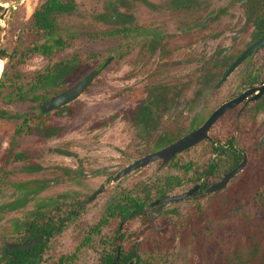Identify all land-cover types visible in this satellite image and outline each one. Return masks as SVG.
I'll list each match as a JSON object with an SVG mask.
<instances>
[{"label":"rangeland","instance_id":"374dc122","mask_svg":"<svg viewBox=\"0 0 264 264\" xmlns=\"http://www.w3.org/2000/svg\"><path fill=\"white\" fill-rule=\"evenodd\" d=\"M20 1L0 0L2 9L9 7L6 25L11 29L6 43L19 29L24 30L33 10L45 0ZM75 2V11L61 17L59 23L68 34H75L77 41L57 57L95 56L98 64L111 60L97 69L98 75L84 92L61 110L40 115V99L10 106L0 103V110L12 116L0 119V250L7 243L21 242L24 231H13L16 222L44 211L58 223L78 199L84 202V209L66 220L61 232L49 239L40 264H59L61 257L74 253V260L63 264H96L100 243L109 240L120 220L109 217L98 226V236L90 231L107 205L124 195L143 200L147 214L156 215L151 226L146 227L140 218L125 225L127 245L137 240L138 232H143L144 240L150 239L140 264H257L249 253L247 238L253 228L259 231L255 226L264 217V213L260 217L256 199L249 193L254 185L264 193V144L259 145L264 133V96L250 102L238 119L235 111L225 114L209 132L212 142L177 155L167 168L158 171L156 162L115 183L111 181L123 167L149 153L163 133L173 138L187 133L193 121L200 123L223 101L245 89L247 79L258 82L264 78L263 48L215 92L211 88L203 92L200 82H194L201 58L209 51L226 46L235 36L241 40L239 47L249 41L253 29L243 24L240 6L234 0ZM121 27L129 30L100 39L88 37V33ZM0 60L1 76L7 59L0 56ZM46 63L47 58L35 52L16 66L29 79L26 86ZM91 70H82L71 85ZM153 86L177 88L181 96H164L157 127L150 131L136 126L128 115ZM38 93L49 99L57 92L39 89ZM23 113L27 118L40 115L51 134L28 132L27 128L17 134ZM228 139H232L237 153L242 150L247 154L248 163L224 190L149 207L159 197V190L181 194L205 178L202 173L210 163L215 169L209 181L219 180L232 165L231 150L216 153L212 146L215 142L216 147L225 146ZM187 165L191 168L185 171ZM28 166L32 169L26 170ZM37 186L41 189L33 191ZM100 187L104 192L89 202L88 197ZM27 194L30 198L26 200ZM88 235L89 245L82 246Z\"/></svg>","mask_w":264,"mask_h":264},{"label":"trees","instance_id":"16d2710c","mask_svg":"<svg viewBox=\"0 0 264 264\" xmlns=\"http://www.w3.org/2000/svg\"><path fill=\"white\" fill-rule=\"evenodd\" d=\"M189 4V2H186ZM76 9L75 0H45L37 8H35L30 15L28 22L22 32L18 35L15 43L12 46V55L10 62L6 65L3 71L2 78L0 80V95L2 92H6V99L17 100L18 97L23 99V95L26 94V77L22 73L15 70L16 66L20 62L24 61L32 53H40L47 58L46 65L33 73L32 83L28 85L30 99H40L41 102L46 101L44 97L38 95L39 89L53 90L54 92L61 91L63 87H69L75 78L80 76V72L84 69H99L103 64H98L97 58L94 56L84 57L73 54L67 58L59 59L57 55L63 50L74 45L77 41L75 34H68L65 29L60 25L59 19L64 15L72 14ZM258 30H261V25H258ZM129 28L121 27L114 28L109 31H100L94 33H88V37L92 39H100L103 36H110L127 32ZM150 33V32H148ZM257 36L259 33H257ZM154 89V88H153ZM148 97L146 100H141L138 106L129 111L128 119H130L135 125L143 124L147 125L152 117L151 105L146 101H155L156 97L152 92V87L147 91ZM158 100H160L157 97ZM55 109L52 112H55ZM49 114V113H47ZM40 115L43 116L41 113ZM38 116H32L29 119L23 120L21 126L16 129V133L20 134L27 128L28 132L38 131L42 135H50L49 128L45 121ZM46 115V114H44ZM10 117V116H9ZM7 118V114L0 110V119ZM199 125L197 121H193L190 125L191 130ZM1 128V124H0ZM174 138L170 137L167 133L160 136L153 147L158 149L171 141ZM232 147L233 142H229ZM217 153H226L224 148L215 149ZM230 157L232 159V165L234 167L241 159V155L236 153L235 150L230 151ZM16 158H18L16 156ZM39 168V166H35ZM26 170H31L32 167H25ZM187 170L191 168V165L185 167ZM229 168V169H230ZM215 164L210 163L204 170L206 173H213ZM23 184H21L22 186ZM167 186H170L167 183ZM204 187V186H203ZM173 187L171 186L170 189ZM41 189V186H37L33 191L37 192ZM249 193L254 195L256 199V207L261 214L264 213V193L261 187L257 185L252 186ZM149 191L146 192V195ZM200 191L195 196L200 195ZM166 193L161 189L159 190V197L165 196ZM30 198L27 194L25 199ZM120 209L122 219L128 221L139 217L144 220L146 214L145 202L137 197H128L126 199L125 206L116 205ZM44 211L35 212L32 218L26 221L16 222L13 231L19 233L24 231V235L21 238V242L28 241L34 237L45 236V239L40 243L27 248L19 250H6L4 247L1 248L0 264H40L42 255L46 251V245L49 239L58 234V223L53 217L45 216ZM198 217L201 213H194ZM260 223L255 226L259 229L252 234H248L247 244L249 246L250 255L255 258V263L264 264V222L263 227ZM264 221V219H263ZM104 220L102 221V223ZM101 223V224H102ZM185 228V227H184ZM263 230V231H262ZM132 258V257H131Z\"/></svg>","mask_w":264,"mask_h":264},{"label":"flooded vegetation","instance_id":"af4514ba","mask_svg":"<svg viewBox=\"0 0 264 264\" xmlns=\"http://www.w3.org/2000/svg\"><path fill=\"white\" fill-rule=\"evenodd\" d=\"M234 1H236V4H238L239 6H240V8H241V14L244 16V21H243V24L244 25H247V27H251L253 30H252V32H251V36H250V39H249V41L247 42V43H244L243 44V46H241V47H239V43H240V39H238L237 38V36H235L234 37V39L232 40V42H229L226 46H224V45H221V46H219V48L218 47H216L215 49H213L212 51H209V55L208 56H206V57H203V58H201L202 60L200 61L201 63H200V69H199V76L198 77H195V83L197 82V81H199L200 82V86H201V89L203 90V92L204 91H206V90H208V89H210L211 88V90H213L214 92L215 91H217L218 89H220L221 87H222V85L227 81V79L234 73V71L242 64V63H244L245 61H247L251 56H253L255 53H257L259 50H261V49H263L264 48V45H262L259 49H257L256 51H254V52H252L249 56H247L234 70H233V72H231L226 78H225V80L223 81V82H221L222 81V78L224 77V75H225V73L228 71V69L231 67V65L233 64V62L247 49V48H249L252 44H254L256 41H258L263 35H264V0H234ZM20 2H22V0L20 1ZM238 2V3H237ZM5 4H7V3H5ZM4 5V4H3ZM8 5V4H7ZM1 10H3L2 11V13L0 14V16L2 15V14H4V17H3V19H1L0 18V56L1 57H5V60L7 59V61H5L6 62V65L10 62V57H11V55H12V46H13V44L15 43V41H16V39H17V37H18V35L20 34V32L21 31H23V30H21V29H19L18 31H17V35H14L13 36V38H12V41H10V43H6V41L8 40V38H9V30L11 29V25L9 26L8 24L6 25V16H7V13H8V10H9V7L8 6H4V9H2V7L0 6V11ZM13 10H16V7H13ZM1 23H3L4 25L2 26L1 25ZM201 25H204V23L202 22L201 23ZM258 25H261V30H258ZM256 32L257 33H259V35L257 36V34H256ZM158 51H159V49H157ZM3 60V59H2ZM2 60H0V61H2ZM111 59H108L103 65L105 66V65H107V63L110 61ZM2 67H3V65H2ZM5 70V67H4V69L2 70V73H1V76H0V80H1V78H2V75H3V71ZM92 70H97V69H92ZM91 70V71H92ZM16 71H18V72H20L18 69H17V67H16ZM98 71V70H97ZM20 73H22V72H20ZM98 73L99 72H97V75H98ZM23 75H25V73H22ZM88 74V73H87ZM96 75V76H97ZM95 76V77H96ZM94 77V78H95ZM83 78V77H82ZM81 78V79H82ZM94 78L92 79V81L94 80ZM81 79H79V80H81ZM78 80V81H79ZM29 81V79H27V77H26V82H28ZM77 81V82H78ZM91 81V82H92ZM249 81H251V82H249ZM264 81V78L263 79H261V80H259L258 82H254V79L253 80H249V79H247V87L245 88V89H243L242 91H240V92H238L237 94H235V95H233V96H231V97H229L228 99H226L225 101H223L221 104H223L224 102H226V101H229V100H231V99H234V98H236V97H238L240 94H242L243 92H245L246 90H248V89H250V88H254V87H257V86H259L260 84H261V82H263ZM76 82V83H77ZM90 82V83H91ZM75 84V83H74ZM74 84H72V85H74ZM72 85H70L69 87H71ZM90 85V84H89ZM88 85V86H89ZM87 86V87H88ZM69 87H67V88H65V89H63V90H61V91H59V92H57V93H55L54 95H56V94H59V93H61V92H63L64 90H66V89H68ZM86 87V88H87ZM85 88V89H86ZM154 88V89H153ZM170 89H168V87L166 88V87H162V86H153L152 87V92H153V94L155 95V97H156V99H155V101L153 102V101H146L148 104H150L151 105V113H152V117H151V119H150V121L147 123V125H143L142 123L141 124H139V125H136V126H141L143 129H148V130H150V131H153L156 127H157V124H158V117H159V111H158V109L160 108V107H162L163 105H165V101H164V96L165 95H167V96H169V97H172V98H176V97H178V98H180V96H181V93H180V91L179 90H177V88H174V87H169ZM185 88H186V86H185ZM185 88H183V94H184V92H186V89ZM84 89V90H85ZM150 89V88H149ZM84 92V91H83ZM82 92V93H83ZM81 93V94H82ZM80 94V95H81ZM5 95H6V92H2L1 93V95H0V103L3 105V106H10L13 102H19V103H21V102H29V100H30V95H29V87L27 86V90H26V94H24L23 95V99H20V97H18L17 98V100L16 101H14L12 98L11 99H6L5 98ZM53 95V96H54ZM79 95V96H80ZM53 96H51V97H53ZM78 96V97H79ZM253 96V94L252 95H250L247 99H245L242 103H240V104H238L235 108H233V109H231V110H229L227 113H229L230 111H235L236 112V119H238L239 117H240V115L244 112V110L246 109V107H247V105L250 103V102H254V101H258L260 98H262L263 96H264V94L261 96V97H259L258 99H256V100H250L251 99V97ZM50 97V98H51ZM77 97V98H78ZM148 97V95H146V97L143 99V100H146V98ZM157 97L160 99V100H158L157 99ZM49 98V99H50ZM49 99H47L46 101H48ZM75 100V99H74ZM46 101H44V102H42L41 104H40V106L43 104V103H45ZM73 101V100H72ZM72 101H70V102H72ZM69 102V103H70ZM69 103H67V104H65V105H63V106H60V107H57L56 109H58V110H61V109H63V108H65V107H67V105L69 104ZM138 104L139 103H137V105L134 107V108H136L137 106H138ZM220 104V105H221ZM220 105H218L213 111H215ZM40 106H39V109H40ZM133 108V109H134ZM55 110V109H54ZM53 111V110H52ZM174 111V109H172V112ZM212 111V112H213ZM239 111H241L240 113H239ZM41 112V111H40ZM51 112V111H50ZM50 112H48V113H50ZM212 112H210L207 116H206V118H204L203 120H201V122L199 123V125L196 127V128H198L200 125H202L205 121H206V119L211 115V113ZM42 113V112H41ZM65 111H63L62 112V115H65ZM227 113H225V114H227ZM239 113V114H238ZM7 114V113H6ZM42 114H47V113H42ZM224 114V115H225ZM223 115V116H224ZM10 116V117H9ZM222 116V117H223ZM7 117L8 118H12V116L11 115H9V114H7ZM23 120H27V119H29V118H27L26 117V115H25V113H23ZM221 118V117H220ZM219 118V119H220ZM7 119V118H6ZM218 119V120H219ZM217 120V121H218ZM131 121V120H130ZM215 125V124H214ZM213 125V126H214ZM212 126V127H213ZM196 128H194V129H196ZM194 129H192V130H190V131H188L187 133H189V132H191V131H193ZM211 130V129H210ZM210 132V131H209ZM264 132V131H263ZM187 133H185V134H183V135H181V136H179V137H177V138H174V140L173 141H175V140H177L178 138H180V137H182V136H184V135H186ZM163 135H165V133H163L161 136H163ZM160 137V136H159ZM173 141H171V142H169V143H167V144H165V145H162V147H160V148H158V149H155L153 146H152V150L149 152V153H152V152H155V151H158V150H160V149H162L163 147H165V146H167V145H169L170 143H172ZM233 142L232 141V139H228L227 140V143H226V145L224 146H220V147H216V146H218L217 145V143L215 142V143H213V145H214V147L212 146V149L213 150H215V149H221V148H224L225 150H226V152H228V150H235V145H233L232 147L230 146V143L229 142ZM204 142H212L211 141V139H210V136H209V139L208 140H206V141H204ZM203 143V142H202ZM201 144V143H200ZM234 144V143H233ZM195 147V146H194ZM193 148V147H192ZM191 149V148H190ZM189 150V149H188ZM188 150H185V151H188ZM185 151H183V152H185ZM183 152H181V153H183ZM230 152V151H229ZM236 152V151H235ZM239 152L240 153H238V154H240L241 155V159H240V161L236 164V165H238L241 161H242V159H243V157L244 156H246L247 157V163H248V156H247V154L244 152V151H242V150H239ZM149 153H147V154H149ZM181 153H177L173 158H171L170 160H169V163H168V165L171 163V161H173L175 158H176V156L177 155H179V154H181ZM217 153V152H216ZM222 153V152H221ZM237 153V152H236ZM146 154V155H147ZM145 156V155H144ZM143 157V156H142ZM141 158V157H140ZM139 159V158H138ZM137 160V159H136ZM135 161V160H134ZM133 161V162H134ZM132 162V163H133ZM156 162H159V164H158V167H157V170L158 171H161V170H163L164 168H167L168 167V165L166 166V167H164V168H162V169H159V167H160V165H161V161H156ZM156 162H154V163H156ZM131 164V163H130ZM151 164H153V163H151ZM214 164V163H213ZM150 165V164H149ZM235 165V166H236ZM247 165V164H246ZM127 166V165H126ZM125 166V167H126ZM148 166V165H147ZM146 166V167H147ZM234 166V167H235ZM234 167H232V168H230V169H228L227 171H225V172H228V171H230L231 169H233ZM124 168V167H123ZM122 168V169H123ZM145 168V167H144ZM184 168V170L185 171H188L185 167H183ZM121 169V170H122ZM143 169V168H142ZM140 170V169H139ZM120 171V170H119ZM118 171V172H119ZM135 171H138V170H135ZM135 171H133V172H135ZM117 172V173H118ZM133 172H131V173H133ZM214 172V171H213ZM225 172H223L222 174H221V177H220V179L219 180H221L222 179V177H223V175H224V173ZM116 173V174H117ZM131 173H129V174H131ZM115 174V175H116ZM129 174H127V175H129ZM211 174H213V173H206V172H203L202 173V176H206L205 178H202V179H200L198 182H196L191 188H189L188 190H186L185 192H187V191H189L190 189H192L194 186H196V185H199V188L197 189V191L194 193V194H192V195H190V196H188V197H186V198H184V199H182V200H185V199H189V198H192V197H194V195L197 193V192H199L200 191V193H205V194H207L205 191H206V188L208 187V186H210L211 184H213V183H215V182H217V181H219V180H217V181H215V182H212L211 183V181H209V178H208V176H210ZM115 175L111 178V181L113 182V183H115V182H117V181H119L120 179H118L117 181H113V178L115 177ZM126 175V176H127ZM126 176H124V177H126ZM124 177H122V178H124ZM235 177V176H234ZM233 177V178H234ZM232 178V179H233ZM231 179V180H232ZM230 180V181H231ZM230 183V182H229ZM228 183V184H229ZM204 186V187H203ZM228 186V185H227ZM226 186V187H227ZM225 187V188H226ZM224 188V189H225ZM223 189V190H224ZM104 187H100V188H98L96 191H94L89 197H88V201L89 202H92V201H94L95 199H96V197L98 196V195H100L101 193H103L104 192ZM185 192H183V193H181V194H166L165 196H162V197H158L157 199H155V200H153L151 203H150V205H149V207H159V206H162V205H167V204H170V203H172V202H167V203H164V204H161V205H154L153 206V203L156 201V200H158V199H161V198H164V197H168V196H175V195H182V194H184ZM219 192H221V191H219ZM219 192H216V193H219ZM213 194H215V193H213ZM207 195H210V194H207ZM128 197H126V196H121V195H119V197L118 198H114V200H112V203L110 204H108L107 205V207L105 208V210H104V214H103V216H102V218H101V220L99 221V223L95 226V228L94 229H92L90 232H91V235L92 234H95V236H98L99 235V233H100V231H98V226L99 225H102V224H105L107 221H108V218L109 217H112V216H117L118 218H119V220H120V223H119V225H118V227L115 229V231H114V234L109 238V240H105L104 239V241L102 240V243H100V251H99V253H98V258H97V261H96V264H129L130 262H133V264H140L141 263V254H143V253H145L147 250H146V247H147V242L148 241H150V239H148V240H144L143 238H142V235H143V232H138V234L137 235H135L136 236V238H137V240L135 241V242H133L132 244H128L127 245V240H129V235H127V234H125V231H126V223L128 222V221H130V220H128V221H126V220H124V219H122V216H121V212H120V209L119 208H117L116 207V205L118 204L119 206H125V203H126V199H127ZM182 200H180V201H182ZM180 201H177V202H180ZM173 203H176V202H173ZM70 207H72L71 209H68V211H67V213H66V215L63 217V218H58V234L61 232V230L63 229V227H64V222L66 221V220H68L69 218H71V217H74V216H76L78 213V211L79 210H82V209H84V202L82 201V200H76V201H74V205H72V206H70ZM146 208H147V205L145 204V211H146ZM156 215H148L147 214V212H146V214H145V216H144V220L142 219V222L143 223H145V226L147 227V225H149V226H151V225H153V223H154V221L156 220V217H155ZM137 218H139V217H137ZM137 218H135V219H137ZM104 220V222L102 223V221ZM141 220V219H140ZM102 223V224H101ZM90 235V234H89ZM89 235L88 236H86L85 237V239L82 241V246H88L89 245V243H88V241H89ZM44 239H45V236H44ZM86 240V241H85ZM29 241V240H28ZM25 242H27V241H25ZM17 243H23V242H17ZM7 244H9V243H7ZM7 244H5L4 245V248H5V246L7 245ZM46 247H47V245H46ZM7 250V249H6ZM10 250V249H9ZM79 249H77V251H78ZM43 255H44V253H43ZM43 255H42V257H43ZM75 253L72 255V256H68V257H61L60 259H59V264H63L64 262H66V260H71V261H73L74 260V258H75ZM132 257V258H131Z\"/></svg>","mask_w":264,"mask_h":264},{"label":"water","instance_id":"95a60500","mask_svg":"<svg viewBox=\"0 0 264 264\" xmlns=\"http://www.w3.org/2000/svg\"><path fill=\"white\" fill-rule=\"evenodd\" d=\"M4 14L0 16L1 19H3ZM262 45H264V35L256 41L254 44H252L249 48H247L231 65V67L228 69V71L225 73L224 77L222 78L223 82L225 78L233 72V70L252 52L259 49ZM97 70H92L88 74H86L81 80H79L77 83L69 87L68 89L64 90L63 92L54 95L51 97L48 101L43 103L40 106V111L42 113H48L57 107L63 106L70 101L76 99L83 91L84 89L90 84L92 79L97 75ZM252 100H256L259 97H261L264 94V81L261 82V84L257 87L250 88L240 94L238 97L231 99L229 101L224 102L221 104L215 111L211 113V115L206 119V121L200 125L198 128L194 129L193 131L187 133L186 135L178 138L177 140L173 141L169 145L163 147L162 149L149 153L137 160H135L133 163L127 165L122 170H120L115 177L113 178V181H117L118 179L126 176L127 174L142 169L146 167L147 165L154 163L156 161H161V165L159 169H162L166 167L169 163V160L173 158L177 153H181L185 150H188L194 146L199 145L200 143L206 141L209 139V131L212 128V126L217 122V120L222 117L225 113H227L229 110L235 108L238 104L242 103L245 99H247L250 95ZM241 111H239L240 113ZM238 113V114H239ZM264 144V133L262 137L260 138L259 145L262 146ZM247 164V157L244 156L242 161L236 165L233 169H231L228 172H225L222 179L211 184L206 188L207 194H213L219 191H222L230 182V180L239 174L243 169L245 168ZM199 188V185L194 186L189 191L185 192L182 195H175V196H168L161 199L156 200L153 203L154 205H161L167 202H177L180 201L192 194H194L197 189ZM44 240V236L40 237H34L30 239L27 242L23 243H9L5 246V249L9 250H19V249H27L30 248L41 241ZM129 264H133V262H130Z\"/></svg>","mask_w":264,"mask_h":264},{"label":"bare ground","instance_id":"6f19581e","mask_svg":"<svg viewBox=\"0 0 264 264\" xmlns=\"http://www.w3.org/2000/svg\"><path fill=\"white\" fill-rule=\"evenodd\" d=\"M6 6V5H5ZM1 68H2V61H0V71H1Z\"/></svg>","mask_w":264,"mask_h":264}]
</instances>
